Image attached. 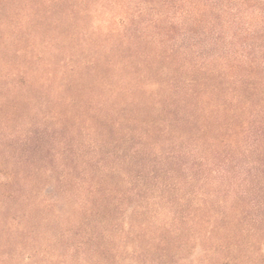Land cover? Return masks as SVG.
<instances>
[{"label":"rangeland","instance_id":"374dc122","mask_svg":"<svg viewBox=\"0 0 264 264\" xmlns=\"http://www.w3.org/2000/svg\"><path fill=\"white\" fill-rule=\"evenodd\" d=\"M196 4L0 0V264H264V167L203 183L194 153L180 157L192 171L135 153L137 130L162 136L163 156L197 131L164 136L157 103L170 84L197 89ZM154 32L181 49L176 64L142 38ZM220 115L208 138L231 123Z\"/></svg>","mask_w":264,"mask_h":264},{"label":"trees","instance_id":"16d2710c","mask_svg":"<svg viewBox=\"0 0 264 264\" xmlns=\"http://www.w3.org/2000/svg\"><path fill=\"white\" fill-rule=\"evenodd\" d=\"M262 4L263 0H197V28H203L202 34L197 33V89L196 84L193 83L188 88L173 83L169 85L173 96L157 102L161 106L162 113L166 114L162 120L164 136L173 133L183 124L190 127L197 126V131L193 133L192 142L185 138L177 149L171 142L172 150L163 156L166 153L163 146L167 143L162 140L163 137L152 138L147 132L137 130L135 135L141 140L140 142L152 141V146L156 150L146 151L143 143L138 142L136 154L145 159L152 154L155 160L175 163L186 171H192L196 164L190 165L188 161H180V159L194 153L199 161L197 181L203 183L209 181V174L218 173L222 180L230 179L231 183L237 184L239 181L236 180L242 175L250 174L252 168L260 170L264 167V6ZM226 8H231L234 12L229 20L223 17ZM225 31H229L230 36L227 44L222 39ZM141 35L145 39L150 37V42L155 43L157 48H162L155 52L156 57L177 63L175 56L181 49L167 50L168 40L163 32H154L151 36ZM182 54L185 55V51ZM202 72L215 76L218 81L208 86V80L212 78L206 75L202 78L200 76ZM252 77L259 79L250 85L254 93L245 94L242 90L245 85L249 86L245 79ZM219 94L224 99H221ZM225 100H230L232 106L227 105ZM220 112L231 114L232 121L228 125H225V122L215 123L213 127L219 137L208 138L206 132L210 125L206 121L212 117L219 120ZM130 135L131 140L133 135ZM140 165L142 166L143 162ZM168 171L175 175L179 170ZM262 174L261 178L264 179V172ZM190 177L194 179V175ZM255 177L260 178L258 175ZM129 190L136 193L135 187ZM243 191L249 194V190ZM117 199H115L116 203H122V198Z\"/></svg>","mask_w":264,"mask_h":264}]
</instances>
